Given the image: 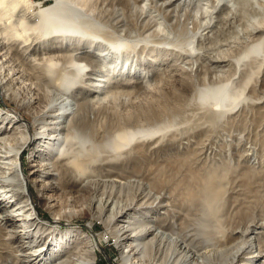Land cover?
<instances>
[{
    "label": "bare ground",
    "instance_id": "1",
    "mask_svg": "<svg viewBox=\"0 0 264 264\" xmlns=\"http://www.w3.org/2000/svg\"><path fill=\"white\" fill-rule=\"evenodd\" d=\"M51 1L41 7L40 2L34 0H0V55L3 57L8 59L11 49L29 54L32 43L35 47L49 42L57 47H64L65 44L71 47V51H67V61V56L56 60L58 70L55 74H64L57 85L53 84L56 76L52 75L53 71L51 78L45 74V70L48 71V67L45 68L47 60L41 54L34 56L33 69H21L23 74L39 81V87L45 88L46 104L37 115L27 120L9 105H6L7 109H0V231L5 234L7 243L14 245L15 264H95V243L85 231L81 235L78 229H69L73 225L71 212L48 192L62 183L78 189H94L99 181L118 186L120 192L124 187L122 185L127 186L131 182L126 169L130 164L128 155L140 153L139 163L147 161L146 147L136 144L144 145L149 139L159 143L165 129L163 126L170 125L165 122L167 106L161 105L158 114L132 118H111L102 114V107L97 108V101L112 92L108 84L109 73L120 71L117 68L122 65L124 68L128 66L129 57L135 54L138 45L150 43V38L154 36L140 37L138 32L133 34L134 31L124 21L123 6L113 13L117 14V25L109 28L108 36L102 37L92 32L88 19L99 26L102 23L91 16L89 9L78 0ZM175 1H162L166 13ZM214 1L230 7L249 28L257 29L260 36L244 46L231 60L235 65L231 77L197 88V97L191 101L208 117L205 127L211 128L212 135H205L211 137L206 140L215 142L227 137L225 140L230 141L228 146H231L234 138L236 140L232 112L239 108L240 101L242 104L247 100L241 73L252 72L251 69L260 61H257L260 55L257 49L264 43V24L257 25L256 18L249 17L247 13L256 11L263 14L264 0ZM185 13L187 21L194 20L192 13L184 12L183 15ZM175 16L177 18L178 14ZM177 26L185 28L181 21ZM195 34L196 31L183 30L179 33L172 30L160 44L188 55L194 53ZM92 36L96 38L94 42ZM87 47L96 49L95 52L91 49L88 52L101 59V69L106 72L107 78L97 79L103 84L93 83L96 87L94 96L87 98L83 95L81 98L80 93L75 97L69 72L71 68L83 71L85 67L72 56L78 53L82 58L81 50ZM48 59L52 62L53 58L49 56ZM51 64L56 66V63ZM55 66H49V69ZM4 91L0 85L3 98L6 97ZM170 136L174 141V133ZM185 137L190 138V135ZM200 144V148L206 146L202 142ZM28 149L31 151L27 152ZM38 151L47 155L46 162H36ZM23 152H26V162ZM190 161L161 163L153 177L146 181L149 192L141 198L132 195L123 204L106 200L105 205L111 206L108 211L111 226L107 225V221L105 226L114 231V246L120 250L123 264H254L264 258V166L250 167L244 172L238 163L233 162L231 153L223 154L222 148L217 158L207 163L199 165L197 161ZM251 170L256 172V176H252ZM242 188L247 189L245 194ZM155 190L158 192L153 193L156 194L153 198L151 191ZM100 204L101 200L97 206ZM9 207L12 211H8L7 216L3 209ZM149 210L160 214L149 220ZM125 215L127 217L123 219ZM13 220L17 223L8 228ZM47 222L50 229L44 227ZM97 240V246H100L101 240ZM71 241L75 243L69 247ZM181 245L191 247L197 258L187 255ZM209 247H213L214 251L207 253ZM0 264H9V261L7 259Z\"/></svg>",
    "mask_w": 264,
    "mask_h": 264
},
{
    "label": "rangeland",
    "instance_id": "2",
    "mask_svg": "<svg viewBox=\"0 0 264 264\" xmlns=\"http://www.w3.org/2000/svg\"><path fill=\"white\" fill-rule=\"evenodd\" d=\"M34 1L40 2L41 7L47 6L52 2L51 0ZM162 1L78 0V3L85 5L89 9L91 16L102 23V26H99L97 22L88 19V26L92 32H96L99 36H108L109 28L112 29L117 25V14L113 15V13L120 6H123L124 21L126 20L125 23L127 22L130 29L134 31L133 34L138 32L140 37L154 36L150 38V43L138 45L137 53L135 52L129 57L128 66L124 68L122 65V67L117 68L120 71L116 70L115 73H109L108 84L112 92L105 99L101 100L99 98L97 108L100 109L102 107V110H100L102 114L104 113L111 118H132L137 115H152L156 112L158 114L161 112V105L165 104L167 106V111L165 112L167 119H165V122L170 124L163 126L165 127L163 131H166V134L163 132L161 135L163 137L159 143H155L154 139H149V141H145L144 145L136 144V146L138 145L141 148L146 147L149 153L146 154L147 161L144 164L142 162L139 163L140 153L128 155L130 164H128L129 166L126 169L129 171L127 174L130 175L131 182L127 183V186L122 185L124 187L120 189V192L118 186H112L110 182L100 181L94 189H78V187L62 183L57 186V189L48 192L61 201H58V203L64 206V209L71 212L70 221L73 225L69 229H78L77 231L81 235L82 231H85L95 243V264H123L119 256L120 250L114 246V231L111 228L108 230L105 226L106 221L107 225L111 226L108 219V211L111 206L107 207L105 205L106 200H115L123 204L132 195L141 198L147 194L149 191L146 189V181L153 177V173L158 169V166H161V163L171 162L178 164L179 162H189L191 160L190 162L197 161L200 165L207 163L214 157L217 158L222 148L223 154L230 155L231 153L233 162L238 163L240 169L244 170V172L250 167L264 166V43L260 49H257V53L260 54L257 61H260L251 69L252 72L245 71L241 73L244 95L247 96V100L242 104V101H240L239 108L237 107L238 109L232 112L231 115V120L235 124L233 126L235 130L232 133L236 135V140L233 137L234 142H231L233 145L228 146L230 141L225 140L227 137L222 138V140L216 139L215 142L206 140L211 138L206 136L212 135L209 131L211 128L207 129L205 127L208 117H206L204 110L191 103L192 99L197 97V88L202 87L204 84H211L220 78L224 80L227 77H231L235 71V65L231 60L244 49V46L260 37L258 36L259 31L249 28L247 23L240 18V15L238 16L224 3L216 4L214 0H176L175 2L179 4L176 5L174 2V6H170L168 13H166L167 9L162 4ZM174 7L177 11L174 10ZM169 11L173 13L169 15ZM182 12L192 13L194 20L189 19L187 21L188 15L186 16V13L183 15ZM175 14H178L177 18H175ZM247 14L249 17L256 18L257 25L264 24V13L248 11ZM147 19L152 22L150 20L147 21ZM178 21L183 22L185 28L183 26L178 27ZM197 26L198 28L196 29ZM172 30H176L179 33L183 30L196 31L193 41L194 53L186 52L188 55L181 54L168 45L160 44L165 36H170ZM125 31L127 32L126 27ZM91 39L94 42L96 38L92 36ZM50 43L42 47H35V43H32L33 47L29 49L30 55L14 51V49H11L8 59L0 55V85L6 94V97L3 98L0 93V109L9 105L11 108L20 111L27 120L33 115H37L40 109H43L42 107L46 104V99L44 98L45 88L39 87L41 83L39 81L36 82L34 77L23 74L21 69H33L34 58L39 57L41 54L45 61L47 60L45 68L48 67V71L45 70V74L49 78L53 77L50 75L51 71H53L52 75H54L58 70L56 60L64 59L69 54L68 52L71 51V47L65 44L66 46H59V48L55 43ZM89 49L93 52L96 51L94 47H87L81 50L83 51V54L80 55L82 58H79L78 53H74L75 55L73 54L72 56L76 62L85 67L83 71L70 69L69 76L73 80L75 97H78L80 93L79 97L81 98L83 95H86L87 98L94 96L96 87L93 86V83L103 84V82L99 83L97 79H101V77L107 78L106 72L101 69L102 64L100 63L103 62L92 52H88ZM49 56H52V62L48 59ZM57 57L60 58L58 59ZM68 59L67 56L65 60L67 61ZM51 63H56V66ZM49 66L55 67L49 69ZM55 75L53 84L57 85L64 74L61 75L60 72H57ZM70 102L73 103V99ZM100 117L99 114L98 118ZM173 133L176 137L174 141H172L173 139L170 136ZM185 135H190V138L185 137ZM199 142L206 144V146L200 148L201 144L198 145ZM153 146L155 150L152 149ZM28 151L31 150L28 149ZM165 151L171 154L168 155L166 153L167 155H165ZM38 152L36 162H46L47 155L45 156L42 151ZM232 153L235 155L233 156ZM25 154L26 152L22 153L26 162ZM134 159L137 160L133 161ZM253 163L257 164L253 165ZM251 172L253 173L252 170ZM254 175L256 176V172L252 176ZM41 179L50 180L45 177ZM246 187L250 189L247 185ZM247 189L242 188L243 194L246 192L244 190ZM157 192V190L151 191L153 198L156 196L153 193ZM100 200L102 204L97 206ZM38 201L40 202V200ZM3 210V213L8 216V211H12V208L9 207ZM159 214L156 210H149L147 218L149 217L148 219L152 220L158 217ZM126 217L125 215L123 219ZM16 223L13 220L7 227L12 228ZM44 225L45 228L50 229V223ZM59 230L62 231L64 229ZM164 232L167 233L168 231ZM4 237L5 234L0 231V262L8 259L9 264H15L17 256H15L14 245L7 243ZM98 238L101 240L100 246H97L99 245ZM73 242H70L69 247L74 246L75 242ZM188 247L180 246L187 255L197 258V255L192 252L193 249ZM213 251V247L207 249V253ZM261 262H264V258L254 264H261Z\"/></svg>",
    "mask_w": 264,
    "mask_h": 264
}]
</instances>
